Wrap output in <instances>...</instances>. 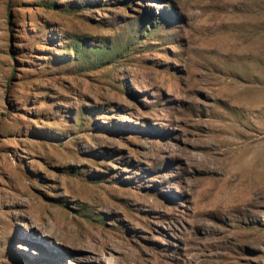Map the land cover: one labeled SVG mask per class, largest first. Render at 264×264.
<instances>
[{
	"label": "rangeland",
	"instance_id": "1",
	"mask_svg": "<svg viewBox=\"0 0 264 264\" xmlns=\"http://www.w3.org/2000/svg\"><path fill=\"white\" fill-rule=\"evenodd\" d=\"M0 264H264V0H0Z\"/></svg>",
	"mask_w": 264,
	"mask_h": 264
}]
</instances>
